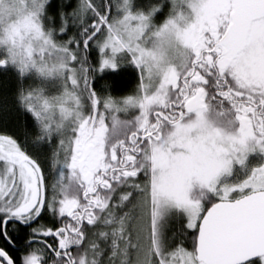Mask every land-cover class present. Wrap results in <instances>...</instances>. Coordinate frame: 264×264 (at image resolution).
Instances as JSON below:
<instances>
[{"label": "snow or ice", "instance_id": "1", "mask_svg": "<svg viewBox=\"0 0 264 264\" xmlns=\"http://www.w3.org/2000/svg\"><path fill=\"white\" fill-rule=\"evenodd\" d=\"M0 264H264V0H0Z\"/></svg>", "mask_w": 264, "mask_h": 264}]
</instances>
